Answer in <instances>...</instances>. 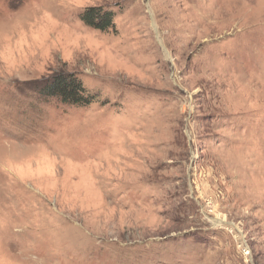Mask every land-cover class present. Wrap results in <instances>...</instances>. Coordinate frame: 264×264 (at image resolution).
Wrapping results in <instances>:
<instances>
[{
	"label": "rangeland",
	"instance_id": "374dc122",
	"mask_svg": "<svg viewBox=\"0 0 264 264\" xmlns=\"http://www.w3.org/2000/svg\"><path fill=\"white\" fill-rule=\"evenodd\" d=\"M0 264H264V0H0Z\"/></svg>",
	"mask_w": 264,
	"mask_h": 264
},
{
	"label": "trees",
	"instance_id": "16d2710c",
	"mask_svg": "<svg viewBox=\"0 0 264 264\" xmlns=\"http://www.w3.org/2000/svg\"><path fill=\"white\" fill-rule=\"evenodd\" d=\"M113 16V12L101 7H88L80 14V20L89 28L108 32L115 31ZM36 91L42 98H54L69 106L85 107L92 102V96L73 74H55L42 82Z\"/></svg>",
	"mask_w": 264,
	"mask_h": 264
}]
</instances>
